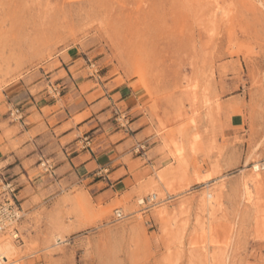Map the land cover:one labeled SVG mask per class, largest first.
<instances>
[{"label":"rangeland","instance_id":"1","mask_svg":"<svg viewBox=\"0 0 264 264\" xmlns=\"http://www.w3.org/2000/svg\"><path fill=\"white\" fill-rule=\"evenodd\" d=\"M62 62L133 90L113 118L145 117L149 182L113 199L18 193L0 264H264V0H0V130L23 122L27 92L65 94Z\"/></svg>","mask_w":264,"mask_h":264},{"label":"crops","instance_id":"2","mask_svg":"<svg viewBox=\"0 0 264 264\" xmlns=\"http://www.w3.org/2000/svg\"><path fill=\"white\" fill-rule=\"evenodd\" d=\"M62 67L68 76L58 85L66 84L65 94L58 98L46 90L32 98L26 91L23 122L0 130V179L18 188L22 205L33 204L35 197L49 203L74 187H83L96 200L145 186L150 175L135 151L145 117L137 115L124 129L113 118L114 111L125 108L131 114L137 107L133 90L129 85L112 88V80L92 86L93 78L70 74L73 65L62 62ZM231 122L238 126L240 118L234 115ZM86 137L90 147L83 143ZM43 159L55 164L56 176L39 172Z\"/></svg>","mask_w":264,"mask_h":264},{"label":"built area","instance_id":"3","mask_svg":"<svg viewBox=\"0 0 264 264\" xmlns=\"http://www.w3.org/2000/svg\"><path fill=\"white\" fill-rule=\"evenodd\" d=\"M122 117V115H120ZM125 118V115L123 114ZM127 123H125L126 125ZM123 125V126H125ZM128 128V127H127ZM90 138L83 139L84 144H88ZM90 147V144H88ZM41 164L45 167L46 171L52 172L53 165L46 159L42 160ZM18 198L17 188L9 181L2 179L0 190V228L5 229L19 219V215L15 208L16 200ZM156 196L154 194L148 195L138 200V204L143 206V209L148 210L156 203ZM117 218L122 219L125 217L121 211H117Z\"/></svg>","mask_w":264,"mask_h":264},{"label":"bare ground","instance_id":"4","mask_svg":"<svg viewBox=\"0 0 264 264\" xmlns=\"http://www.w3.org/2000/svg\"><path fill=\"white\" fill-rule=\"evenodd\" d=\"M257 164V163H256ZM260 167V165L259 164H257V165H255V169H258ZM262 168V167H261ZM260 172V171H259ZM256 177V176H255ZM247 189V188H246ZM210 194V196L209 197H211L212 198V196L213 195H211V193H209ZM208 194V195H209ZM156 197H157V195L156 194H154ZM208 200H210V199H208ZM10 242V241H9ZM11 244V243H10ZM12 249V248H11ZM0 260H4L6 263H9V256L6 254V252L5 251H2L1 253H0Z\"/></svg>","mask_w":264,"mask_h":264}]
</instances>
